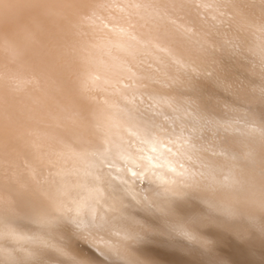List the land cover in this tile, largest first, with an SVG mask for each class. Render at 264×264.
Instances as JSON below:
<instances>
[{"label":"bare ground","instance_id":"6f19581e","mask_svg":"<svg viewBox=\"0 0 264 264\" xmlns=\"http://www.w3.org/2000/svg\"><path fill=\"white\" fill-rule=\"evenodd\" d=\"M16 3L51 6L19 10L41 34L30 55L55 42L71 61L105 43L101 21L147 31L168 16L217 47L186 52L199 74L170 90L187 112L167 120L107 118L45 81L27 86L34 101L0 86V264H264V0ZM18 22L0 17V33ZM60 95L81 112L75 127L48 118ZM37 125L47 138L29 134ZM218 145L225 158L211 154Z\"/></svg>","mask_w":264,"mask_h":264},{"label":"snow or ice","instance_id":"6c2138e0","mask_svg":"<svg viewBox=\"0 0 264 264\" xmlns=\"http://www.w3.org/2000/svg\"><path fill=\"white\" fill-rule=\"evenodd\" d=\"M194 6L207 7L195 3ZM22 7L51 6H22L16 0H0V17L5 20L18 18L19 21L0 33V86L7 88L12 100L27 97L34 101L35 97L27 86L35 87L45 81L51 83L57 93L68 90L73 98L92 106L107 118L144 110L162 115L167 120V111L187 112V107L182 108L170 90L176 85L191 83L192 77L199 74L198 62L186 52L193 45H199L200 49L205 45L217 47L192 23H178L168 16L147 31H138L131 24L124 25L110 19L101 21L105 43L94 45L90 54L74 57L71 61L64 59L72 55L68 45L55 42L42 45L40 55H30L26 49L35 46L41 34L25 22L24 14L19 11ZM126 7L139 8L140 5ZM119 10L123 12L124 8ZM82 19L95 26L87 11ZM63 99L62 95L57 98L59 115L49 112L48 118L57 127H75L81 119V112L71 101L61 102ZM193 103L190 98L183 100L185 106ZM204 124H213L218 130L229 127L219 120H208ZM29 134L37 138L49 136L47 129L39 125L32 127ZM61 143L79 155L71 142L61 140ZM209 150L217 158L227 156L222 145ZM217 171L223 175L222 168Z\"/></svg>","mask_w":264,"mask_h":264},{"label":"rangeland","instance_id":"374dc122","mask_svg":"<svg viewBox=\"0 0 264 264\" xmlns=\"http://www.w3.org/2000/svg\"><path fill=\"white\" fill-rule=\"evenodd\" d=\"M61 227H64V225L63 226H61ZM80 246H81V244H80ZM115 264V263H114Z\"/></svg>","mask_w":264,"mask_h":264}]
</instances>
